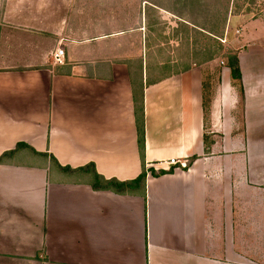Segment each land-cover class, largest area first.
Listing matches in <instances>:
<instances>
[{"label":"crops","instance_id":"1","mask_svg":"<svg viewBox=\"0 0 264 264\" xmlns=\"http://www.w3.org/2000/svg\"><path fill=\"white\" fill-rule=\"evenodd\" d=\"M154 9L187 20L163 0H0V157L29 147L0 165V264H242L237 246L264 242V24L244 28V94L225 65L207 104L202 65L153 78ZM51 156L106 180L156 175L95 190Z\"/></svg>","mask_w":264,"mask_h":264},{"label":"rangeland","instance_id":"2","mask_svg":"<svg viewBox=\"0 0 264 264\" xmlns=\"http://www.w3.org/2000/svg\"><path fill=\"white\" fill-rule=\"evenodd\" d=\"M163 2L176 15L187 20L176 23L170 15L162 16L159 10L154 9L151 25L152 76L163 77L171 71L170 66L178 70L202 65L208 104L213 94L218 95L226 79L227 70L224 67L228 56L236 52L239 54L246 47L243 41L246 24L251 20H260L264 24V0ZM238 248L244 257L239 258L242 264H264V242L262 245L245 244ZM234 258L238 256L234 254Z\"/></svg>","mask_w":264,"mask_h":264},{"label":"trees","instance_id":"3","mask_svg":"<svg viewBox=\"0 0 264 264\" xmlns=\"http://www.w3.org/2000/svg\"><path fill=\"white\" fill-rule=\"evenodd\" d=\"M188 22V21H187ZM190 22V21H189ZM194 24L193 26H196L195 23L191 22ZM190 23V24H191ZM227 67L230 69V74H231V79L233 81L234 86L239 87L241 94H244L243 86H242V74H241V69H240V61H239V54L236 52L234 54H231L227 58ZM189 69V68H186ZM185 69V70H186ZM135 82H138L134 80ZM142 81V80H141ZM139 80L141 83L136 84L137 86H134V102H135V113H136V120H137V127H138V141H139V147H140V153L141 156L143 157L144 155V144H145V129H144V87L143 83ZM205 93H206V86H204ZM204 93V95H205ZM206 99V97H205ZM22 148H29L27 145L24 143L18 144L17 148L13 151L6 152L0 157V165L5 163L7 159L11 158L14 156V154ZM35 153L36 151L33 150ZM52 162L56 164V166L63 172L66 173H72L76 171H84V172H90L95 174V182L92 185V187L95 190H112L117 193H127L128 191H135L140 189L141 187H145L146 179L148 177V173L155 174L154 171H150L146 169L145 163H143V172L142 174L136 178L135 180L132 181H126L122 182L116 179H111V180H106L96 174L94 165H89L83 168H78L76 170L72 169L71 167H63L61 166L54 157L51 156ZM193 159V158H192ZM191 161L187 162L186 167L187 168L190 165ZM92 169V170H91ZM174 169L171 170V172ZM93 171V172H92ZM166 172H163V174Z\"/></svg>","mask_w":264,"mask_h":264},{"label":"built area","instance_id":"4","mask_svg":"<svg viewBox=\"0 0 264 264\" xmlns=\"http://www.w3.org/2000/svg\"><path fill=\"white\" fill-rule=\"evenodd\" d=\"M63 55H64V50H59L56 54H54V58L58 64H63L64 61ZM170 165L175 167L179 166L181 168L186 167V163L179 162L178 160H174V159L170 161Z\"/></svg>","mask_w":264,"mask_h":264}]
</instances>
